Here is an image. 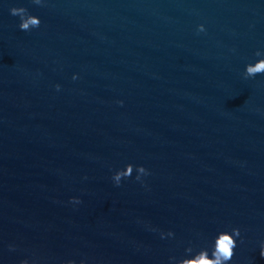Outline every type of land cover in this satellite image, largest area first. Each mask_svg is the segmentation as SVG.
I'll return each mask as SVG.
<instances>
[{
    "label": "water",
    "instance_id": "1",
    "mask_svg": "<svg viewBox=\"0 0 264 264\" xmlns=\"http://www.w3.org/2000/svg\"><path fill=\"white\" fill-rule=\"evenodd\" d=\"M257 51L264 0H0V264H175L233 227L264 264Z\"/></svg>",
    "mask_w": 264,
    "mask_h": 264
},
{
    "label": "clouds",
    "instance_id": "2",
    "mask_svg": "<svg viewBox=\"0 0 264 264\" xmlns=\"http://www.w3.org/2000/svg\"><path fill=\"white\" fill-rule=\"evenodd\" d=\"M33 3L37 5L42 4V0H33ZM25 7H13L10 9V12L13 16H18L20 18L19 28L21 31H31L34 28H39L42 21L39 16L30 14L27 19H25L22 13L26 10ZM31 25V27H30ZM206 28L203 24L198 26V32H205ZM257 57H264V52L257 51L255 53ZM255 65V66H253ZM248 74H251L256 77L258 74H264V58L258 59L255 63H249L246 65L245 78H248ZM77 76H73V79H77ZM57 90L60 89V85H56ZM121 105L123 101L119 102ZM135 167L140 173H143L144 176L150 175L148 169L143 165L136 166L133 164H128L122 171H117L115 174V180L117 181L116 186H120L119 183L122 176H128L131 178V169ZM113 178V177H112ZM137 181H140V177H136ZM80 203L81 201L78 198H72V202ZM162 238L164 237H174L175 233L169 231L167 233H161ZM241 236V230L239 227H233L231 231H221L214 238V244L212 246L211 255L209 254L208 248H202L195 253L194 256H188L182 259L177 260L176 257H171L172 261H175V264H229L232 261L235 250L237 248V238ZM12 246H10L11 248ZM186 252L191 254L193 253V248L188 247ZM261 256H264V243L261 244ZM21 264H29L28 259L21 261ZM66 264H76L74 260H69ZM81 264H84L81 261Z\"/></svg>",
    "mask_w": 264,
    "mask_h": 264
}]
</instances>
